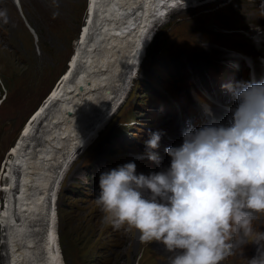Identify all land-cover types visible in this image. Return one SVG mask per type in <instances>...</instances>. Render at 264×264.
Wrapping results in <instances>:
<instances>
[{
	"label": "rangeland",
	"instance_id": "1",
	"mask_svg": "<svg viewBox=\"0 0 264 264\" xmlns=\"http://www.w3.org/2000/svg\"><path fill=\"white\" fill-rule=\"evenodd\" d=\"M11 1L14 14L9 4ZM43 1L63 9L68 7V0ZM173 2L178 3L168 9L169 13L153 18L155 20L145 33V45L141 52L135 56L132 54L134 59L129 63L130 67L122 65L116 76L106 77L94 85L98 86L94 103L86 102L87 94H84L85 97L78 95L81 96L77 97L80 100L76 104L78 108L72 114L67 112L64 118L61 110L70 102V97L63 93L37 123H32V118L25 122L36 106L41 107L53 96L61 82L58 79H62L66 72L67 61L76 56L79 35L86 23L84 15L88 2L74 0L76 8L72 15H62L66 21L70 20L68 30L60 25L49 27V23L31 11L28 13V24L19 0L0 4V11H5L4 15L0 14V36L20 40V33L11 22L15 16L18 25L31 35V51L35 56L31 61L25 59L26 54L24 57L21 55L17 61L18 51L14 47H0V211L5 204V180L1 174L12 158L9 155L18 134L21 136L30 126L31 137L38 134L36 146L41 147L47 134L52 133L55 127H61L62 123H68L67 120L76 112L83 114V121L88 124L86 139L82 140L78 128L66 125L65 137L57 139L52 146V164L57 175L54 177L56 181H50L49 186L53 187L48 189V195L54 192L52 189L55 192L45 201L48 200V208L52 204L56 214L57 249L65 264H170V258L179 254V250L169 253L160 242H141L135 229L116 231L105 222L104 213L95 203L99 193V176L128 162H134L137 174L144 175L167 170L163 168L164 164L170 167L171 160L165 151L169 145L162 141V137L173 121L161 106V95L177 97V86L182 79L196 80L207 72L216 74L225 65L232 64L233 60H240L241 53L253 51L250 37L264 31V0ZM25 7L33 10L35 4L30 0ZM259 18L263 20L254 21ZM100 28L103 26L96 30ZM94 32L95 29L87 41L89 45L87 43L85 48L82 47L85 56L89 55L86 50L94 44ZM39 39L43 47L37 45ZM102 39L104 35L101 41H95L100 43ZM96 47L97 44L93 49ZM259 47L264 52V44H259ZM112 71L113 68H110L105 74ZM153 133H160L161 136L159 147L152 150L158 161L148 159L145 154L146 141ZM75 147L79 148L76 150ZM67 159V165L62 167ZM46 203L37 212L34 211L38 225L45 223ZM13 204L19 208L20 202L16 198ZM1 223L0 264H4V224L2 226ZM253 229L256 233H264V214H255ZM258 239H248L241 249H236L235 254L226 257L221 264H249L264 252V239L257 243Z\"/></svg>",
	"mask_w": 264,
	"mask_h": 264
},
{
	"label": "clouds",
	"instance_id": "2",
	"mask_svg": "<svg viewBox=\"0 0 264 264\" xmlns=\"http://www.w3.org/2000/svg\"><path fill=\"white\" fill-rule=\"evenodd\" d=\"M233 95L228 125L189 127L179 147L165 149L167 170L137 174L128 162L99 176L95 203L105 222L179 250L170 264H221L248 239H264L253 229L255 214H264V83L239 85ZM160 139L146 141L148 159L158 161ZM249 264H264V252Z\"/></svg>",
	"mask_w": 264,
	"mask_h": 264
},
{
	"label": "bare ground",
	"instance_id": "3",
	"mask_svg": "<svg viewBox=\"0 0 264 264\" xmlns=\"http://www.w3.org/2000/svg\"><path fill=\"white\" fill-rule=\"evenodd\" d=\"M6 1L10 0H0V4L6 3ZM27 1L30 0H19V3L28 24V13L31 11L33 14L36 13L39 15V19L43 18L49 23V27L60 25L65 28V30H68L67 26L70 20L66 21L65 17L62 15H72L76 8L74 0H68V7L64 9L60 8L59 5H50L43 0H31L35 4L33 10H28L27 7H25ZM87 1L88 14L86 13L87 19L82 29L83 32L79 35L80 41H78L77 44V54L71 57V59H73L68 64V70L66 69L63 78L59 80V82H61L53 96L50 99L48 98L41 107L38 106V110L32 116V123L35 121L37 123L43 114L48 111L49 106L63 93L67 94L66 97H70V102H66L68 103L67 106L61 110V115L64 118H66V113L68 111L74 112V109L78 108L79 105L77 106L76 104L80 100H78L79 98L77 97H81L78 95L84 96V94H87V99H85L86 102L94 103L98 95V86L95 87L94 85L106 77L116 76L118 71L122 69L120 66L128 64V67H130L129 63L134 59L132 58V54L135 56L137 53L141 52L144 47L143 45H145V33L150 27L152 20H155L158 16H164L169 8L174 7L173 5L178 3L173 2L175 0ZM9 4L14 14L12 1L9 2ZM4 12L5 11L1 9L0 14L4 15ZM50 20L54 21L50 22ZM258 20H263V18L254 19V21ZM11 22L17 27L18 33H20V40L13 38L7 39L0 36V47L2 45L14 47L16 51H18L16 53L18 55L17 61L21 59V55L24 57L25 54L28 56H25V59L29 58L33 61L35 56L31 51V35L26 30H23L21 25H18L15 16ZM100 25L103 26V28L97 31L96 29L99 28ZM31 29H33L32 26ZM94 29L95 32L97 31L92 37L94 38V41H92L94 44L91 45L88 51L86 50L89 55L85 56L84 51L81 50L83 49L82 47L86 46L88 43L87 41ZM103 35V42L97 43L95 40L99 39L101 41ZM40 44L41 40L39 39L37 45L43 47V45L40 46ZM96 44L97 47L93 49V46ZM87 45H89V43ZM110 68H113V71L105 74ZM77 79L79 80L78 82H76ZM79 85L83 87L80 89ZM98 90H100V88ZM109 93H111V91H109ZM77 113L78 112L67 120L68 123H62L61 127H55L52 133L47 134V138L45 137L46 139L41 142V147L36 146L39 135L37 134L31 137V127L28 126L25 132L19 136L20 138H17L18 140L15 141L10 151L9 156L12 158L4 167L1 174V177L5 180L3 189L5 193V204L4 208L0 211V221L4 224L3 226L1 223L3 226L2 245L4 264H65L64 261L61 260V255L58 253L57 249L59 239L54 226L56 214L52 204H50L51 206L48 208V203H46L48 200L45 201V198L48 199L49 197L50 199V195L52 197L55 192V189H52L54 192L48 195V189L53 187L52 185L49 186L50 181L53 179L55 180L54 177L57 175L55 174L56 172L52 164L54 163L52 154L54 152L52 148L54 142L61 137H65L67 131L65 129L66 125L72 128H78L79 134L82 135V140L87 138L85 129L88 124L87 122L84 123L83 114ZM23 127L24 125L22 129ZM61 133L64 134L62 135ZM79 147H75L76 150ZM68 160L69 159L63 162L62 167L67 165ZM163 164L164 162L162 165ZM163 168L168 169L169 166L164 164ZM16 182L18 183L17 186L15 185ZM16 198L20 202L19 208L13 204ZM37 203L39 204L37 205ZM44 203H46L45 207H47L46 210H44L46 220L44 224L38 225L39 221L34 219V211L37 212ZM48 218H50V220H48Z\"/></svg>",
	"mask_w": 264,
	"mask_h": 264
},
{
	"label": "water",
	"instance_id": "4",
	"mask_svg": "<svg viewBox=\"0 0 264 264\" xmlns=\"http://www.w3.org/2000/svg\"><path fill=\"white\" fill-rule=\"evenodd\" d=\"M87 14H88V9H87ZM67 63L69 64V61H67ZM67 69V67L65 68V70ZM68 70V69H67ZM63 76V75H62ZM61 78L58 79V81L60 80ZM80 89L83 87L82 85H79ZM38 110V106L35 107V109L29 114V116L27 117V121L26 123L32 118V116L36 113V111ZM69 114H72V111H68ZM22 126L23 124L21 125L20 127V130L22 129ZM20 134H18L17 137H19ZM17 140V138L15 139Z\"/></svg>",
	"mask_w": 264,
	"mask_h": 264
}]
</instances>
